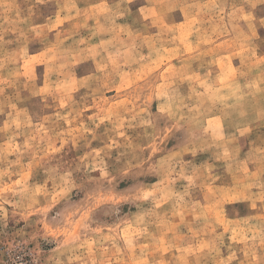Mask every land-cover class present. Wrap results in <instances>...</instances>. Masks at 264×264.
<instances>
[{
	"label": "rangeland",
	"instance_id": "1",
	"mask_svg": "<svg viewBox=\"0 0 264 264\" xmlns=\"http://www.w3.org/2000/svg\"><path fill=\"white\" fill-rule=\"evenodd\" d=\"M0 264H264V0H0Z\"/></svg>",
	"mask_w": 264,
	"mask_h": 264
}]
</instances>
